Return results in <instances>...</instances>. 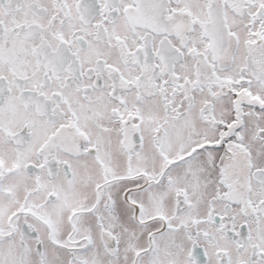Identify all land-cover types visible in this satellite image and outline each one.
Wrapping results in <instances>:
<instances>
[{"label": "snow or ice", "instance_id": "obj_1", "mask_svg": "<svg viewBox=\"0 0 264 264\" xmlns=\"http://www.w3.org/2000/svg\"><path fill=\"white\" fill-rule=\"evenodd\" d=\"M0 264H264V0H0Z\"/></svg>", "mask_w": 264, "mask_h": 264}]
</instances>
